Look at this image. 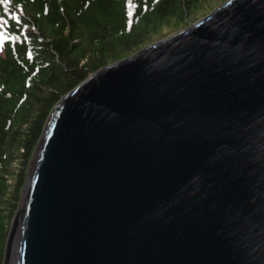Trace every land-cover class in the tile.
Instances as JSON below:
<instances>
[{"label": "water", "instance_id": "1", "mask_svg": "<svg viewBox=\"0 0 264 264\" xmlns=\"http://www.w3.org/2000/svg\"><path fill=\"white\" fill-rule=\"evenodd\" d=\"M2 264H264V0H226L62 97Z\"/></svg>", "mask_w": 264, "mask_h": 264}, {"label": "trees", "instance_id": "2", "mask_svg": "<svg viewBox=\"0 0 264 264\" xmlns=\"http://www.w3.org/2000/svg\"><path fill=\"white\" fill-rule=\"evenodd\" d=\"M219 1L133 0L127 17L124 0H11L21 18L13 28L26 24L28 43L0 46V264L26 170L55 105L92 73L149 45L153 34L180 29Z\"/></svg>", "mask_w": 264, "mask_h": 264}, {"label": "snow or ice", "instance_id": "3", "mask_svg": "<svg viewBox=\"0 0 264 264\" xmlns=\"http://www.w3.org/2000/svg\"><path fill=\"white\" fill-rule=\"evenodd\" d=\"M155 3V0H153ZM11 0H0V46L3 44H26L28 37L26 35L27 25L13 28V23L21 25V18L17 11L10 9ZM16 9H21V4L15 5ZM137 7L133 0H124V10L127 17L133 15V10ZM29 59L32 58L30 52L26 53Z\"/></svg>", "mask_w": 264, "mask_h": 264}, {"label": "rangeland", "instance_id": "4", "mask_svg": "<svg viewBox=\"0 0 264 264\" xmlns=\"http://www.w3.org/2000/svg\"><path fill=\"white\" fill-rule=\"evenodd\" d=\"M225 1L224 0H220L218 3H217V5H216V7L218 6V5H220V4H222V3H224ZM214 7V6H213ZM214 9V8H213ZM213 9H212V11H213ZM211 12V11H210ZM210 12H208L206 15H208ZM205 14H200V15H197V16H195L193 19H189L188 21H187V23L185 24V25H183L180 29H176L175 31L174 30H163L162 31V33L161 34H159L160 32H161V30L159 31V32H157V33H155V34H153V37H156L155 39H154V41H152L151 43H154V42H157V41H159V40H162V39H164V38H166V37H169L170 35H172L173 33H176L177 31H179V30H181V29H184V28H187V27H189L191 24H193V23H195L196 21H198L199 19H201L202 17H204V16H206ZM160 36V37H159ZM150 43V44H151ZM147 46V45H146ZM145 46V47H146ZM140 50V49H139ZM138 50V51H139ZM137 52V51H136ZM135 53V52H134ZM133 53V54H134ZM132 55V54H131ZM54 109V108H53ZM52 109V110H53ZM52 112V111H51ZM50 112V113H51ZM50 115V114H49ZM39 142V141H38ZM38 144V143H37ZM36 147H37V145H36ZM36 147H35V149H36ZM34 152H35V150H34ZM34 154V153H33ZM33 156V155H32ZM31 159H32V157H31ZM31 159H30V162H31ZM30 162H29V166H30ZM29 166H28V168H27V170H26V175H27V172H28V169H29ZM25 179H26V176H25ZM23 189V188H22ZM23 191V190H22ZM22 191H21V193H22ZM21 199V198H20ZM20 202V201H19ZM18 207H19V204H18ZM17 211V210H16ZM16 213V212H15ZM15 215V214H14ZM13 218H14V216H13ZM13 218H12V220H13ZM12 220H11V222H12ZM11 222H10V226H11ZM10 226H9V229H8V232H9V230H10ZM4 254V253H3ZM3 260V259H2Z\"/></svg>", "mask_w": 264, "mask_h": 264}, {"label": "bare ground", "instance_id": "5", "mask_svg": "<svg viewBox=\"0 0 264 264\" xmlns=\"http://www.w3.org/2000/svg\"><path fill=\"white\" fill-rule=\"evenodd\" d=\"M10 264H12V259H11V262H10Z\"/></svg>", "mask_w": 264, "mask_h": 264}]
</instances>
